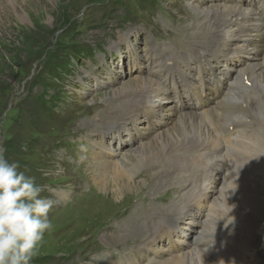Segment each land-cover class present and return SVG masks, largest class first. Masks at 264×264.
<instances>
[{"label": "rangeland", "instance_id": "374dc122", "mask_svg": "<svg viewBox=\"0 0 264 264\" xmlns=\"http://www.w3.org/2000/svg\"><path fill=\"white\" fill-rule=\"evenodd\" d=\"M13 1L18 12L9 6V0H0V143L6 149V158L19 161L21 170L34 176L44 188L41 196L54 201L49 212L53 227L45 234L40 255L32 264H162L164 257L154 256L151 249L150 230L171 212L165 213L166 209L181 208L177 205L181 197L188 201L195 196L202 173L198 162L194 164L196 168H171L175 172L170 170L168 180L158 182L156 187L160 175L153 174V164L137 169L132 182L141 187L112 200L108 186L113 180L104 175L100 182L94 178L100 167L92 155L101 147H113L110 141L100 145L97 134L106 129L101 126L103 123L121 122L115 117L125 103L111 94L115 88L128 85L132 78L130 66L123 61L131 57L127 58L128 52L132 54L129 48H137L138 66L146 75L151 49L161 54L187 49V43L176 45L178 19L205 26V10L193 11L190 0ZM190 31L186 29L189 36ZM119 34L129 40L118 49L114 44ZM226 71L228 77L230 71ZM43 91L47 95L41 99L43 102L51 98L43 107L46 111L38 105ZM254 107L252 118L258 121L262 116L253 115ZM86 124L89 128H84ZM143 124L141 121L137 128ZM92 126L105 129L92 130ZM142 130L138 129L139 133ZM147 131L150 137L154 136L153 131ZM260 138L254 142L258 152L245 165L249 169L228 180L217 194L222 195L221 199L217 195L209 199L200 221L205 224L203 229L197 226L190 239L185 237V242L192 243L191 252L200 250L211 264H229V256L213 258V251L222 247L233 249L235 258L230 264H264V132ZM134 144L122 148L114 144L118 152L121 150L120 154L115 152V158L137 150L138 145ZM204 183L207 185L208 181ZM172 187H177V192L171 199ZM247 197L251 199L245 201ZM155 198L159 205L154 203ZM215 202L221 204L215 207ZM242 202L251 207L252 213ZM128 214L135 218L129 229L144 225L143 235L135 237L129 231L113 237L128 228L124 222ZM231 216L235 217L234 225L230 224ZM239 239L246 240L247 252L240 250ZM162 240L167 241L166 237Z\"/></svg>", "mask_w": 264, "mask_h": 264}, {"label": "bare ground", "instance_id": "6f19581e", "mask_svg": "<svg viewBox=\"0 0 264 264\" xmlns=\"http://www.w3.org/2000/svg\"><path fill=\"white\" fill-rule=\"evenodd\" d=\"M14 4L13 0H9V6L18 12ZM189 6L193 11L205 10L206 16L203 18L202 15L201 18L206 20L207 28L192 23V20L178 19L180 27L175 35L178 37L176 45L182 47L187 43V49L169 50L165 54L151 49L153 52L147 56L149 68L145 71L146 75L138 66L137 48L130 47L132 54L128 52L127 58L131 57L123 61L130 66L132 78L128 85L111 90L113 97L125 103L121 105L123 110L117 112L115 117L121 122L103 123L101 126L106 129L101 126L90 128L105 129L97 134L99 144L110 141L113 145L107 149L101 147L100 151L92 155L100 167V170L95 171L94 178L103 181L104 175L105 179L113 180L108 186L111 187L108 189L112 200L141 187V184L132 182L133 172L137 169L153 164V174L160 175L156 187L158 182L168 180L172 174L171 168L185 165L196 168L194 164L198 162L196 165L202 173L199 175L200 182L197 181L200 185L195 196L188 201L181 197L177 203L181 208L166 209L165 213L168 210L171 212L155 225L154 230H150L153 232L149 238L151 249L154 256L164 257L162 264H211L200 250L191 252L192 243L190 240L185 242V237L190 239L192 233L197 231V226L203 229L205 224L200 221L204 218L203 211L209 199L220 194L228 180H234V177L249 169L246 163H251L253 153L258 152L254 142L261 140L260 134L264 132V0H190ZM186 29L191 30L190 36ZM199 38L202 41H195ZM128 40L124 34H119L114 45L119 49L120 45H127ZM134 62L136 66H133ZM193 67L195 71L192 72ZM226 69L230 74L225 78ZM252 105H255L253 115L262 116L258 121L252 118ZM141 121L144 127L137 128ZM84 128H89L88 124ZM138 129L147 133H139ZM148 129L153 131L151 134L154 136L148 135ZM123 134H126L125 138ZM137 136L140 138L137 139ZM169 138L172 144H169ZM177 139L180 140L177 142ZM131 143H136L138 149L130 150L127 155L121 156L123 159L117 160L114 154L119 148H114V144L122 148ZM202 166H206L204 170ZM205 181H208L207 185ZM143 183L147 184L146 181ZM176 192L177 187L170 189L171 199ZM217 196L219 200L222 195ZM249 199L247 197L245 201ZM158 200L155 198L154 203L159 205ZM161 201L171 206L169 202ZM245 203L242 202L251 212V207ZM220 204L215 202L214 206ZM237 213H243V210ZM132 218L135 219L131 214L125 218L127 227ZM143 226L119 230L113 237L118 238L120 233L129 231H133L135 237L143 235ZM257 227L260 228L259 225ZM165 237L167 241L163 242ZM245 242L239 239L238 243L244 253L247 252ZM195 243H199L198 238ZM220 250L213 251V258L229 256L227 259L230 264L235 258L231 254L233 249L224 250L222 247Z\"/></svg>", "mask_w": 264, "mask_h": 264}, {"label": "clouds", "instance_id": "9594fccd", "mask_svg": "<svg viewBox=\"0 0 264 264\" xmlns=\"http://www.w3.org/2000/svg\"><path fill=\"white\" fill-rule=\"evenodd\" d=\"M5 151L0 143V264H32L53 227L49 212L54 201L41 196L44 188L21 170L19 161H9Z\"/></svg>", "mask_w": 264, "mask_h": 264}, {"label": "trees", "instance_id": "16d2710c", "mask_svg": "<svg viewBox=\"0 0 264 264\" xmlns=\"http://www.w3.org/2000/svg\"><path fill=\"white\" fill-rule=\"evenodd\" d=\"M46 92H42V95L39 96V100H38V105L41 109H43L44 111H46L43 107H47V105L49 104V100H51V98H49L48 100H45L44 102L41 100L42 98L46 97L47 95L45 94ZM6 104H7V101H6ZM6 107V105H5ZM38 119H36L37 121Z\"/></svg>", "mask_w": 264, "mask_h": 264}]
</instances>
